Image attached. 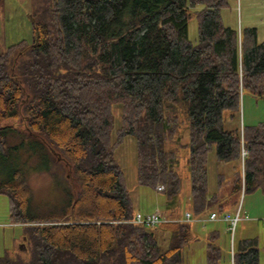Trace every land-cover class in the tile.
Here are the masks:
<instances>
[{"label": "trees", "instance_id": "1", "mask_svg": "<svg viewBox=\"0 0 264 264\" xmlns=\"http://www.w3.org/2000/svg\"><path fill=\"white\" fill-rule=\"evenodd\" d=\"M226 4L30 0L32 40L0 51V194L25 247L3 251L0 264L183 263L185 247L199 240L192 223L127 222L136 211L115 158L126 136L136 142L137 184L163 185L168 217L226 210L216 193H208L211 144L217 159L242 163L244 191L264 187V120L223 127V111L238 114L244 90L264 103V38L257 40L255 28L239 32L224 25ZM192 9L195 44L187 28ZM34 155L47 162L36 171L49 172L55 182V194L42 201L29 183ZM185 174L183 210L181 202H171ZM240 189L241 174L231 191ZM219 234L215 229L206 236V264H226ZM256 245L254 238L240 239L227 264H258Z\"/></svg>", "mask_w": 264, "mask_h": 264}, {"label": "rangeland", "instance_id": "2", "mask_svg": "<svg viewBox=\"0 0 264 264\" xmlns=\"http://www.w3.org/2000/svg\"><path fill=\"white\" fill-rule=\"evenodd\" d=\"M197 6L195 9H198ZM30 0H3L0 9V51L10 43L19 40L31 41L33 38L32 20L30 18ZM221 21L224 25L244 32L246 29L255 28L258 41L264 38V0H227V4L220 11ZM188 39L192 44L198 40V20L191 10V16L187 23ZM16 40V41H15ZM231 111H223L224 129H233L255 125L264 120V103L259 97L247 90L241 93L239 113L230 117ZM117 120L118 115L115 112ZM11 123V122H9ZM185 141V137L182 142ZM185 149H181L179 160L181 173L185 172L183 165ZM136 142L132 136H126L115 151V158L123 170L126 187L133 200L135 211L142 214L162 211L165 204V195L147 186L137 184L136 180ZM57 161V160H56ZM64 169V174L70 173V169L64 161L58 160ZM57 162V163H58ZM29 183L34 191L36 200H46L55 194V182L49 172L38 173L37 168L47 166L38 155H34L29 161ZM242 163L237 158L219 160L215 154V144H211L206 158L208 193H216L224 204L225 211L232 216L240 209V219L237 221L233 232L227 230L228 223L223 221H207L205 223L195 221L193 230L198 234L199 240L191 241L184 249V261L182 264H206L205 240L211 230L219 231L218 243L222 249V260L229 257L233 245L242 238L256 239L258 249V264H264V187H257L252 191H244ZM33 168V169H32ZM54 170V167H52ZM1 170V167H0ZM34 171V172H33ZM1 173V172H0ZM241 174V189L232 192V186ZM3 177V176H1ZM71 178V176H70ZM70 178L69 181H73ZM1 179V178H0ZM187 174L182 175L183 189L176 195L172 204L181 202L183 210L187 207L189 189ZM171 218V217H169ZM12 225V226H11ZM166 237L167 234H164ZM165 246V241L160 242ZM22 244V229L19 224H11L8 214V200L6 195L0 194V255L5 250H18L25 252ZM222 264H225L222 261Z\"/></svg>", "mask_w": 264, "mask_h": 264}, {"label": "built area", "instance_id": "3", "mask_svg": "<svg viewBox=\"0 0 264 264\" xmlns=\"http://www.w3.org/2000/svg\"><path fill=\"white\" fill-rule=\"evenodd\" d=\"M245 153H246L245 150H242V156H244ZM163 189H164L163 185L161 184H158L155 187V190L158 192H161ZM239 213H240V209L238 208L234 216L230 215L226 211H223L222 214L220 215L215 211H212L205 216H194L190 210H185L183 211L182 216L180 218H169L162 211H158V210L146 214H142L141 212L136 211L133 217L127 222L139 224V225L155 226L157 224L165 223L169 221H180L185 223L199 221L205 223L207 221L219 220L228 223L227 230L233 232L237 221L240 219Z\"/></svg>", "mask_w": 264, "mask_h": 264}, {"label": "crops", "instance_id": "4", "mask_svg": "<svg viewBox=\"0 0 264 264\" xmlns=\"http://www.w3.org/2000/svg\"><path fill=\"white\" fill-rule=\"evenodd\" d=\"M1 39H3V37L1 38ZM16 41V40H15ZM13 43H15V42H13ZM11 44V43H10ZM8 45V44H7ZM165 205V204H164ZM216 221V220H215ZM218 221V220H217ZM214 222V221H213ZM12 226V225H11ZM8 251H10V250H8Z\"/></svg>", "mask_w": 264, "mask_h": 264}, {"label": "water", "instance_id": "5", "mask_svg": "<svg viewBox=\"0 0 264 264\" xmlns=\"http://www.w3.org/2000/svg\"><path fill=\"white\" fill-rule=\"evenodd\" d=\"M21 246H24V243H22ZM24 248H25V247H24Z\"/></svg>", "mask_w": 264, "mask_h": 264}]
</instances>
